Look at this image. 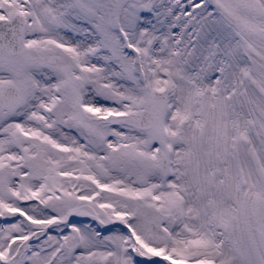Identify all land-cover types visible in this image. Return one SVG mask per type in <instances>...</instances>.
Returning a JSON list of instances; mask_svg holds the SVG:
<instances>
[{
	"label": "snow or ice",
	"instance_id": "6c2138e0",
	"mask_svg": "<svg viewBox=\"0 0 264 264\" xmlns=\"http://www.w3.org/2000/svg\"><path fill=\"white\" fill-rule=\"evenodd\" d=\"M0 264H264V0H0Z\"/></svg>",
	"mask_w": 264,
	"mask_h": 264
}]
</instances>
